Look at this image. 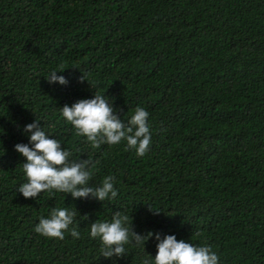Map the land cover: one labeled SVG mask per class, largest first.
<instances>
[{
	"label": "trees",
	"instance_id": "1",
	"mask_svg": "<svg viewBox=\"0 0 264 264\" xmlns=\"http://www.w3.org/2000/svg\"><path fill=\"white\" fill-rule=\"evenodd\" d=\"M58 67L67 85L47 82ZM95 91L121 119L149 112L143 156L123 140L93 147L60 116ZM36 117L72 159L96 162L91 183L115 175L118 197L19 194L14 145ZM56 206L77 209L79 238L34 232ZM120 210L138 233L211 246L219 264H264V0H0V264H112L87 226ZM125 247L119 264L156 253L154 240Z\"/></svg>",
	"mask_w": 264,
	"mask_h": 264
},
{
	"label": "clouds",
	"instance_id": "2",
	"mask_svg": "<svg viewBox=\"0 0 264 264\" xmlns=\"http://www.w3.org/2000/svg\"><path fill=\"white\" fill-rule=\"evenodd\" d=\"M63 67L53 68L45 76L49 84L67 85V77L61 72ZM82 72V71H81ZM79 81H89L82 72ZM91 84V83H90ZM114 98L95 91L91 97L77 99L59 108L60 116L75 129L93 147L100 144L117 145L122 140L126 147L134 150L137 156H143L151 143L149 112L136 106L125 119L119 117V109L112 102ZM41 119H34L22 126L27 143L14 145V150L25 159L21 162L25 179L16 191L24 198H37L41 192L70 194L73 200L95 199L111 202L118 197L115 187L116 177L107 174L97 183H91L96 162L90 157L72 159L71 152L62 147L59 139L54 138ZM77 209L70 207H52L46 216H40L34 225V232L44 237L64 239L65 233L79 238L78 224L75 221ZM88 219L87 214L80 216ZM87 235L98 239V256L111 259L112 264H119V259L126 257L125 245H133L142 253L146 252V242L155 241V255L146 252L140 258V264H219L217 252L206 244H194L176 235L148 230L138 233L133 229V220L123 211H116L109 220H94L88 226Z\"/></svg>",
	"mask_w": 264,
	"mask_h": 264
}]
</instances>
